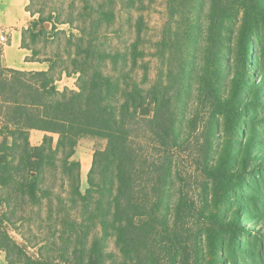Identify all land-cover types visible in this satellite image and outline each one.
<instances>
[{
  "label": "trees",
  "instance_id": "obj_1",
  "mask_svg": "<svg viewBox=\"0 0 264 264\" xmlns=\"http://www.w3.org/2000/svg\"><path fill=\"white\" fill-rule=\"evenodd\" d=\"M85 1L92 3L90 5L96 14L91 15L89 28L98 30L104 19H115L114 11L105 8L103 3ZM186 1L168 0L169 8L174 11ZM209 1V13L208 0H190L189 6L198 12H205L207 8L208 28L210 26V30L218 32L220 42L230 13L238 17L242 13L241 43L244 54L249 55L253 30L259 26L260 18H264V0ZM123 2L134 9L143 8L145 4V0ZM27 7V11L37 18L23 30L24 48H27V35L36 41L44 34L53 35L58 24L73 23L72 17L62 22L61 14L53 11L46 15L35 0H30ZM205 17L201 16V25ZM46 22L50 23V29ZM87 25L85 20L78 27L80 35L75 46L78 52L85 49V45L88 49L97 50L98 57L92 60L101 63L94 65L93 72L89 73L86 69L88 61H76V70L83 81L79 91H60L53 65L48 70L32 71L4 67L5 44L0 43V202L13 210L18 198L34 205H41L46 199L48 219L52 220L58 211L52 197L55 190L48 183L47 173L50 170L61 173L71 188L69 202L81 213V217L73 222V231L65 233V238L72 241L74 235L79 240L74 251L72 245L63 247L58 260L66 264H187L186 260L190 261L194 256L189 251L191 244L198 251V244L205 243L203 234L211 253L221 251L220 237L229 228L236 231V217H233L235 221L218 218L206 225L199 236L191 237L184 229V219L190 214V208L186 198L173 191L180 174L178 156L187 142L181 119L190 118L181 112L183 91L174 87L179 83L169 80L151 84L147 65L141 67V80L132 79L126 70L130 60L139 64L145 58V51L140 48L144 27L142 17L137 23V40L123 52L96 49L94 43L98 37L95 38L94 33L89 32L91 36L87 39L83 37L88 32ZM44 62L49 63V60ZM244 82L246 79L242 78L229 97L224 95L218 80L205 78L203 81V91L215 108L214 114L217 113L215 118L223 115L234 128L246 116L241 107ZM255 89L258 100L261 88L256 86ZM192 122L195 123V119ZM212 124L208 142L211 147ZM33 129L46 132L42 143H31L30 131ZM53 134L58 135L57 142ZM86 134L102 137L106 144L94 153L88 187L83 191L82 165L75 155L79 138ZM252 140L254 137L248 140L247 146L253 144ZM143 141L145 147L140 146ZM245 149L251 152L250 147ZM246 157L244 166H247ZM231 160L232 156H229L217 163L207 153L195 158L196 170L209 177L214 194H217L219 184L224 189V196L230 192L229 186L236 174ZM59 200L63 203L60 196ZM4 216L1 223L8 220L9 216ZM81 218L95 224V230L99 229L100 234L90 240V230L81 229ZM0 236L9 264H14V249H18L19 256H25L26 264H60L43 254L40 257L27 256L25 247L3 228ZM111 239L115 242L117 254L107 249Z\"/></svg>",
  "mask_w": 264,
  "mask_h": 264
},
{
  "label": "rangeland",
  "instance_id": "obj_2",
  "mask_svg": "<svg viewBox=\"0 0 264 264\" xmlns=\"http://www.w3.org/2000/svg\"><path fill=\"white\" fill-rule=\"evenodd\" d=\"M91 1L103 3L105 8L113 10L115 19H104L102 27L96 30L93 27L89 28L92 23L91 15H96L90 2L35 0L46 15L53 11L54 14H61L62 22L72 17L73 23L58 24L53 35L44 34L36 41L27 35L26 60L40 63L49 60L47 64L49 67L54 66L53 73L57 78L58 89L79 91L83 81L76 70V61H88L86 69L89 73L93 72L94 65L101 62H93L92 58L98 57L96 53L98 51L88 49L87 45L84 46L85 49L79 51L80 53L78 52L75 46L80 35L78 27L85 20L88 22V32L83 37L87 39L91 36L89 32L94 33V37H98L94 43L96 49L123 52L137 40V23L142 17L144 27L140 48L144 49L145 58L139 61V64L130 60L126 70L132 79L141 80L143 74L141 67L147 65V75L151 84L166 83L169 80L178 82L179 84L174 87H179L183 91L181 112L187 113L190 117L188 120L181 119L187 142L178 156L180 174L176 187L173 188L174 192L177 191L186 198L190 208V214L184 219V229L188 232L187 235L197 237L206 225L214 223L218 218L229 221L236 217L234 223H238V226H235L236 231L229 228L228 232L221 235L219 240L221 251L211 253L203 234L202 240L205 243L198 244V251L197 247L191 244L189 251H192L194 256L186 262L187 264H264V78H262L264 18H260L259 26L253 30L251 51L246 55L241 43L242 13L239 17L230 13L226 20L223 40L220 42L218 32L210 30V26L208 28L209 23L205 17L207 8L205 12H198L189 6L190 0H187L185 5L177 6L174 11L169 8L168 0H145L143 8L135 9L127 7L123 0ZM210 4L208 0L206 3L208 13ZM201 16L205 17L202 25ZM46 26L48 29L51 28L48 22ZM6 39L5 43H8L7 35ZM120 65L124 67L123 62ZM205 78L211 81L218 80L224 95L229 97L235 85L239 84L242 78L246 79L241 89V107L245 110L246 116L241 118V122L235 128L227 123L223 115L215 118L217 115L214 114L215 108L209 103L203 91ZM256 86L261 88L258 100L254 94ZM192 119H195V123ZM196 122L197 127H195ZM211 122L213 123L212 147L208 143ZM46 135L44 131L31 130V143L33 145L42 143ZM53 137L57 142L58 135L53 134ZM253 137V144L247 146L248 140ZM105 144V139L91 134L79 138L75 156L82 165L83 191L88 187V175L92 168L94 153ZM140 146L145 147V142L143 141ZM246 147H250V153L247 152ZM205 153L213 156L217 163L225 157L232 156L231 165L236 174L233 176L227 196H224V189L220 184L218 187L215 186L217 194H214L209 177L201 170H196L195 158ZM245 155L247 166L243 165ZM47 178L48 183L55 190V194L52 195L55 200V210L58 211L55 217L52 220L48 219L46 199L41 205H34L18 198L13 210L0 202V230L3 228L11 238L23 245L27 256L40 257L43 254L45 257L55 259L56 263L66 264L58 260L63 247L65 244L72 245L74 251L79 240L73 235L71 241L65 238V233H69L71 229L73 231V222L81 217V213L69 202L71 188L68 180L61 173L51 170L47 173ZM59 196L63 199V203H60ZM5 214L9 216L8 220L1 223ZM83 219L80 220L81 229L90 230V240H92L94 235L100 234L99 229L95 230V224ZM1 238L2 236H0V254L5 255V260L1 259L2 264H9L7 253L1 246ZM107 249L112 253H118L113 239L108 241ZM18 253V249L12 252L14 264H26L25 256H19Z\"/></svg>",
  "mask_w": 264,
  "mask_h": 264
},
{
  "label": "crops",
  "instance_id": "obj_3",
  "mask_svg": "<svg viewBox=\"0 0 264 264\" xmlns=\"http://www.w3.org/2000/svg\"><path fill=\"white\" fill-rule=\"evenodd\" d=\"M29 0H0V33L7 35L2 56L3 65L22 70H48L47 62L27 61L26 49L23 47V30L36 18L27 11ZM40 64V65H37ZM5 255L0 254V264Z\"/></svg>",
  "mask_w": 264,
  "mask_h": 264
},
{
  "label": "built area",
  "instance_id": "obj_4",
  "mask_svg": "<svg viewBox=\"0 0 264 264\" xmlns=\"http://www.w3.org/2000/svg\"><path fill=\"white\" fill-rule=\"evenodd\" d=\"M7 41L6 36L3 33H0V43L5 44Z\"/></svg>",
  "mask_w": 264,
  "mask_h": 264
}]
</instances>
